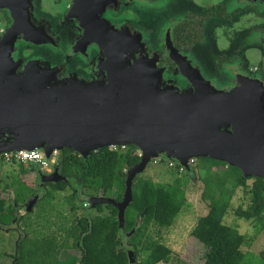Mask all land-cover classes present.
Wrapping results in <instances>:
<instances>
[{"label": "water", "instance_id": "95a60500", "mask_svg": "<svg viewBox=\"0 0 264 264\" xmlns=\"http://www.w3.org/2000/svg\"><path fill=\"white\" fill-rule=\"evenodd\" d=\"M106 51L100 79L62 78L58 69L29 65L22 75L10 78L15 82L9 86V67L1 64L0 155L38 150L50 160L68 148L86 158L101 148L135 145L140 161L127 172L122 199L90 200L92 207L117 208L122 227L136 177L160 154L183 168L190 167V159L210 158L237 167L245 177L264 180L263 82L242 81L228 91L219 90L186 59L185 65L179 60L174 65L189 78L181 89L164 81L156 57L140 56L132 62L116 47ZM37 175L41 181L65 180L58 170ZM37 201L32 197L21 212H32ZM129 254L133 260V252Z\"/></svg>", "mask_w": 264, "mask_h": 264}, {"label": "flooded vegetation", "instance_id": "af4514ba", "mask_svg": "<svg viewBox=\"0 0 264 264\" xmlns=\"http://www.w3.org/2000/svg\"><path fill=\"white\" fill-rule=\"evenodd\" d=\"M185 1L193 6L183 10L181 0H0L6 85L29 65L58 69L62 78H103L100 66L112 46L125 61L156 57L164 81L181 89L189 78L174 65L186 59L219 90L264 83V0ZM57 163L45 173L58 170ZM36 181L42 196L47 185L60 182L41 181L37 171Z\"/></svg>", "mask_w": 264, "mask_h": 264}, {"label": "trees", "instance_id": "16d2710c", "mask_svg": "<svg viewBox=\"0 0 264 264\" xmlns=\"http://www.w3.org/2000/svg\"><path fill=\"white\" fill-rule=\"evenodd\" d=\"M119 149L121 147L101 148L83 158L65 148L57 163L59 173L65 180L45 185V194L40 198L44 201L42 210L45 208L51 213L49 210L56 194L72 186L71 180L87 189L97 179H103L115 186L111 197L121 200L126 189L127 172L140 161V153L135 145L128 146L126 152H120ZM195 159L205 162L203 198L209 202V211L197 222L191 234L206 249L204 264H264V253L261 257L244 253L242 246L245 236L238 228L223 222L237 189L241 187L250 194L251 201L247 208L238 207L236 216L245 221H254L264 228V180L255 178L253 185L249 186L247 182L252 178L245 177L237 167L210 158ZM24 165L20 164L26 173ZM220 165L229 166V170L223 174L212 173V168ZM184 169L191 171L192 167L190 165ZM13 187L12 199L0 198V229H6L14 223V207L23 206L38 193L22 179L14 182ZM133 196L125 213L123 227L118 219L117 208L110 204H100L93 207L98 214L84 215L66 229L67 235L60 230L52 233H26L17 245L13 264L171 263L172 249L155 234L159 235L161 229L172 227L184 208L189 206L184 182L177 178L173 183L162 184L136 178ZM104 209L111 213L103 215ZM73 249L79 250L81 256L72 253ZM130 252H133V260L130 259ZM139 254L143 255L142 259H138Z\"/></svg>", "mask_w": 264, "mask_h": 264}, {"label": "rangeland", "instance_id": "374dc122", "mask_svg": "<svg viewBox=\"0 0 264 264\" xmlns=\"http://www.w3.org/2000/svg\"><path fill=\"white\" fill-rule=\"evenodd\" d=\"M193 6V3L188 2ZM185 0H181V8H188ZM181 9V10H182ZM115 149V148H112ZM127 147H121L120 152H126ZM140 153L139 149L137 151ZM54 157L59 160L60 152ZM52 164H50L51 166ZM49 166V167H50ZM27 172L24 173L20 164H7L0 160V198H13V183L22 179L26 185L33 188L37 197L41 195V189L36 181V171H40L38 167L24 165ZM192 170L187 171L179 167V164L173 159L167 158L166 155L160 154L159 157L152 160L146 170L136 178L150 179L157 183L170 184L175 179L181 178L184 182L187 202L189 206L184 208L177 218L176 223L169 229H161L159 235L162 241L168 245L173 252V258L169 264H204L205 247L192 236L191 232L197 222L209 211V202L204 196L205 184L202 179L205 172V162L197 159L195 165H191ZM229 170V166H215L212 173L223 174ZM255 178L248 180V185L252 186ZM72 186L67 187L64 192L56 194V199L52 203L49 214L45 208L42 210L43 200L39 198L38 203L29 214H22L18 207L14 217V223L6 229H0V264H13V255L16 252L19 241L26 233L48 232L52 233L60 230L67 235L68 228L76 223L84 215L95 216L97 211L91 206V196L111 197L115 190V186L103 179H97L90 188H83L76 181L71 180ZM35 196V197H36ZM114 199V198H113ZM251 196L239 187L234 195L231 207L225 216L223 222L238 228L241 234L245 236V242L242 246L244 253L261 257L264 253V228L257 225L254 221H245L236 216L235 211L238 207L247 208L250 204ZM88 203L85 207L84 203ZM11 205V204H9ZM22 207V206H21ZM74 208V209H73ZM42 213V214H40ZM110 210L104 209L103 215H109ZM23 216H22V215ZM21 215V216H20ZM124 243L126 239L123 237ZM72 253L81 256L79 250L73 249ZM143 255L139 254L138 259H142ZM164 264V263H160Z\"/></svg>", "mask_w": 264, "mask_h": 264}, {"label": "built area", "instance_id": "2783aa9c", "mask_svg": "<svg viewBox=\"0 0 264 264\" xmlns=\"http://www.w3.org/2000/svg\"><path fill=\"white\" fill-rule=\"evenodd\" d=\"M112 149V148H111ZM57 152L52 155L50 160L46 159L45 153L41 151H12L8 153H3L0 155V160L7 164H26L33 167H38L42 172H51L53 165H55L58 160L54 157L57 156ZM60 155V154H59ZM197 160L195 158L189 160V165H195ZM50 164H52L50 166ZM50 166V167H49ZM84 206L87 207L88 203H84Z\"/></svg>", "mask_w": 264, "mask_h": 264}]
</instances>
